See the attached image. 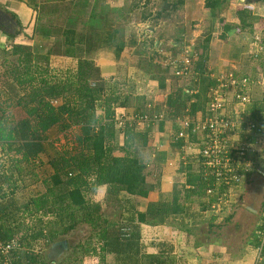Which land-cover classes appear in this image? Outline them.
<instances>
[{"label": "trees", "instance_id": "obj_1", "mask_svg": "<svg viewBox=\"0 0 264 264\" xmlns=\"http://www.w3.org/2000/svg\"><path fill=\"white\" fill-rule=\"evenodd\" d=\"M182 4L183 0H164L157 17ZM227 5L228 0H205L204 7L213 18ZM236 15L240 29L250 28L251 23L258 20L249 17L246 10ZM102 17L100 21L104 24L97 23V13L92 14L85 31L84 23L73 17L57 30L48 32L42 28L43 37L63 38L62 51L58 53L72 60L71 69L51 67L50 56L57 54L51 44L46 51L39 52L20 45L1 50L0 150L3 158L0 160V198L5 194L12 197L16 191L37 183L38 171L42 172L41 184L45 192L22 206L29 216L25 222L13 228H5L0 223V243L13 240L20 245L9 262L0 256V264H83L82 257L87 254L99 255V264H174L169 257L174 252V243L142 241L141 226H160L171 217L180 218L181 229L189 235L193 229H185L184 222L194 220L195 214L211 206L212 198L206 191L212 187V178L204 176L200 155L191 163L182 158L180 170L185 173L186 184L174 186L171 199L163 200L160 178L165 156L150 145L155 123L152 116L159 114L158 109L147 110L144 96L126 93L116 82L112 87L107 86L101 78L94 54L112 49L119 57L124 48L121 30L113 28L107 16ZM141 18L146 17L143 14ZM233 28L228 25L224 30L228 32ZM196 49L198 58L191 67L195 75L185 79L175 76L176 68L168 64L162 66L153 58L139 62V68L148 79L157 82L160 91H167L166 112L157 126L160 134L170 132L172 145L183 142V139H175L182 127L175 121L185 117L193 121L198 112L204 117L208 94L217 85L216 79L210 78L200 46L196 45ZM248 94L254 120L262 124L264 93L253 96L250 89ZM127 108L133 109L135 114L132 124L122 120L119 114L120 109ZM142 116L147 119L137 125L136 117L138 120ZM120 121H124L121 126L118 125ZM120 133L122 145L118 144ZM195 136L189 132L188 140L195 141ZM39 155L46 157L45 163ZM2 186L7 188V193L2 192ZM103 186L107 188L105 207H113L112 211L105 212L100 205L92 209L86 197ZM155 191L160 199L149 202L145 211L136 210L131 199L121 196L146 200ZM29 208L31 210L27 211ZM15 209L12 203L3 206L0 201V221L8 210ZM233 215L229 214L219 224L213 217L207 231L221 230ZM83 221L91 223L93 233L88 236L89 248L72 247L73 253L80 251L82 257L70 256L53 263L42 253L51 244L65 240L64 236ZM263 223L247 242L255 250L259 246L256 231ZM260 254L264 255V248Z\"/></svg>", "mask_w": 264, "mask_h": 264}, {"label": "crops", "instance_id": "obj_2", "mask_svg": "<svg viewBox=\"0 0 264 264\" xmlns=\"http://www.w3.org/2000/svg\"><path fill=\"white\" fill-rule=\"evenodd\" d=\"M134 1L135 0H0V8L10 14L11 18L16 23V25L13 23V25H8L6 31L0 29V51L10 46L7 44L9 40L11 41V45L27 46L32 48L34 52H39L40 50H38V48L42 46L47 48L51 44L55 47L54 52L57 53L50 56L51 65L52 62L58 61L57 59L61 58L70 65L72 60L58 53L62 51L63 38L60 36L50 38L43 37L42 28L48 32L57 30L67 23L68 18L73 17L84 23L85 31L88 27L87 23L90 20V16L97 13V23L102 22L101 24H104L105 22L100 21V18H103L102 16H107L110 19L108 23L113 26V28L121 30L124 38V48L119 57H116L112 49H102L94 54V63L96 67L99 68L100 76L105 83L117 79L128 80L136 76L135 73L137 72L134 71V66H137V60L133 56L135 55L133 51L137 47L138 38L133 32V27L141 23L144 27L140 29L142 32L141 38H151L152 35H154L153 31H155L154 33L156 36H163L164 38L162 41L169 40L173 46H179L178 41H172L174 37L177 39L181 36L179 33L182 30L185 31L188 30V27L190 29L193 27L189 40L196 41V39L199 38L198 46H200L201 54L206 58V68L212 79L224 75L229 71H233L239 76L247 74L250 76L255 75L256 70L251 61V52L254 50L252 43L253 38L257 35H260L261 38L263 37L264 42V0H228L226 8H222L213 19L210 17L209 9L204 7L205 0H183L182 5L172 11L162 13L159 18H154L151 12L147 13L145 11L144 13H138L137 23H135L137 20L136 18H130V15L137 9ZM33 6L39 9H34ZM40 8L43 13L42 11L40 13ZM242 10H246L249 13V17L258 19L251 23L250 28H239L240 24L236 13ZM194 12H199L202 16V18L198 20L199 24L187 22ZM143 14L146 17L145 19L141 18ZM38 15L41 17L38 18ZM208 18H211L209 22L206 21ZM48 22L53 23L52 27H47L48 24L46 23ZM134 23L135 25L133 26ZM228 25L234 28L226 32L224 28ZM135 33L137 32L135 31ZM8 36H13L14 38ZM156 43L157 42H154L155 45ZM73 65L74 64H72V66ZM142 77L148 78L145 73H142ZM148 84L150 86L146 89H135L136 92L134 95L144 96L146 106L151 104V107L146 109L153 110L157 108L158 113L164 116L166 110L164 102L167 91H160L155 81H148ZM142 90L144 91L142 92ZM184 91L187 94V91ZM259 92L263 93L260 88H252L253 96L258 95ZM251 110H253V108L250 104L245 107L243 114L247 120H254ZM237 111H242L241 107L233 102L231 94L229 93L226 97L225 115L230 119H237V114H239ZM119 114L122 115V120L128 124H132L135 119V114L131 108L120 109ZM202 117L203 113L198 112L194 119L198 121L202 119ZM179 122L180 120H177L175 124L178 125ZM157 125L158 122L153 124V138L150 141V145L165 156V161L161 170L160 193L162 194L163 200L169 201L174 186L186 184L185 173L180 170L182 158L187 163H191L193 159L197 158L205 135L203 133H197L195 141L190 142L189 140H184L180 145L179 143L172 145L170 141V132L165 131L164 134H160ZM172 125L174 127V122ZM118 144H123V136L121 133L118 136ZM181 145L183 146L181 147ZM180 147L181 149H177ZM180 152L183 156H181ZM1 158H3V154L0 150V160ZM38 158L44 163L46 162V157L44 155H39ZM252 158L257 163L261 161L264 162V149H262L259 154L254 153ZM257 169L259 170L260 168ZM37 174L39 180L37 183L16 191L12 197L5 194L7 193V188L2 186L3 188L1 190L5 192V197L0 198L1 204L5 206L10 202L16 208L12 212L8 210L6 215L4 214L2 217L0 223H2L5 228H13L16 224L25 222L29 216L28 213L22 209V206L31 198L34 199L45 192L44 186L41 184L42 172L38 171ZM252 176L253 174L250 173L249 179H251ZM106 189L107 188L104 186L99 187L91 193V198L93 199V196L95 198L98 194H101L102 199H104ZM240 195L236 194L233 198L237 199ZM121 196L125 199H131L136 210L139 211H145L149 202H156L160 199L159 193L156 191L150 193L146 200L141 198H128L124 194H121ZM234 201L235 205L239 203V201ZM243 207L244 213L256 214L253 204L244 203ZM29 210L31 209L29 208L27 211ZM225 210L221 211L220 215L211 211L208 213L207 211L209 210L199 212L195 214L194 220H186L184 222V224H186L184 225L185 229L190 226L194 227L189 235L184 229H181L180 218L174 219L171 217L167 220L166 224L155 227L142 225L141 240L146 242L165 240L173 242L174 252L171 254L172 256L170 255L169 257L174 264H264V257H262L264 255L258 253L248 244L235 247L236 249L232 253L226 247V239L222 229L217 232L215 229H212L217 234L207 231L208 225L213 217L217 219H215V223L217 224L221 222V215L223 219L227 217L228 213L226 212L228 210ZM202 231H205V233ZM53 244H51L49 248L47 247L48 249H43L42 253L47 255L48 250H50ZM148 252H154V250H149ZM62 257L61 260H63ZM83 263L85 264L86 262L83 261ZM96 264H99V260Z\"/></svg>", "mask_w": 264, "mask_h": 264}, {"label": "built area", "instance_id": "obj_3", "mask_svg": "<svg viewBox=\"0 0 264 264\" xmlns=\"http://www.w3.org/2000/svg\"><path fill=\"white\" fill-rule=\"evenodd\" d=\"M260 37L255 36L252 43L254 50L251 52V61L255 64V75L239 76L229 71L215 78L217 85L208 94L204 117L198 121H191L187 117L181 119L182 127L175 137L176 140L184 141L188 140L189 132L193 135L205 133L198 155L203 159L204 176L212 178V187L206 191L212 198L209 211L218 215L231 207L232 198L249 180L250 173L260 172L252 156L264 149V121L258 124L255 120H247L243 114L245 107L250 104L248 91L253 87H260L264 93V43ZM197 58L195 40L185 42L179 58L174 60L175 76L185 79L195 75L191 67ZM229 93L233 102L242 108L237 119H230L225 115L226 97ZM150 107V104L146 106ZM161 117L160 114L153 115L152 119L157 122ZM146 119L147 116L140 117L137 125ZM123 122L120 121L118 125H123ZM262 218L264 222V210ZM256 234L259 239L256 251L260 253L264 248V223ZM19 249L20 245L13 240L0 243V256L5 258V262H9L11 254Z\"/></svg>", "mask_w": 264, "mask_h": 264}, {"label": "rangeland", "instance_id": "obj_4", "mask_svg": "<svg viewBox=\"0 0 264 264\" xmlns=\"http://www.w3.org/2000/svg\"><path fill=\"white\" fill-rule=\"evenodd\" d=\"M134 2L136 3L137 9L135 10V12L133 14L130 15V18H132V17L136 18L137 20L135 21V23H137L138 13H140V12H143V13L145 11L147 13L151 12V14L154 15V18H159V17H157V14L159 13V11L162 10L161 5L164 2V0H135ZM200 18H202V16L199 14V12H194V14L191 15V17H189V20L187 22L188 23L194 22L196 24L197 23L199 24L198 20ZM211 18L206 19V21L209 22ZM171 19H173V18H171ZM135 23L133 24V26L135 25ZM46 24H48L47 27H49V26H52L53 23L50 24L48 22ZM188 26H190V25H188ZM141 28H144L142 26V23L138 26L133 27V30H134L133 32L138 38L137 47L133 51V54H135L133 56L136 58L137 63L141 62V60H143V59L146 61H149L151 58H153L155 62H159L162 66H166V64H168L171 67H173V65H174V60L179 58V56L181 54V48L183 47L185 42H187V40H189L191 32L193 31V27H191V29L188 27V30H185V31L182 30L183 32L181 31L182 33L181 32L179 33L181 36L178 35L179 37L177 39H175V37L172 39V41H174V42L178 41L179 46H173L169 42V40H163L162 41V39L164 37L163 36L160 37L159 35L156 36L154 33L155 31H153L154 35H152L151 38H146V37L141 38V36H142V32L140 31ZM135 31L137 33H135ZM198 39L199 38H197L195 41L196 45H198V42H199ZM262 40H263V37H262ZM154 42H157L156 45L154 44ZM7 44L11 45V41L9 40ZM159 44L160 45L162 44V45L160 46ZM45 48H46L45 46H42V47L38 48V50H41V51L45 50L46 51V49H48V48H46V49ZM0 53H1V51H0ZM164 58H165V61L163 60ZM57 60L58 61L52 62L51 66L54 69H58V70L59 69L60 70L71 69L70 67H72V65H69L68 63H66V61L64 59L61 58V59H57ZM253 65H255V64H253ZM139 66H141L140 63L137 64V66H134L135 67L134 71L137 72V73H135L136 76L134 78H130L128 80H118V79L115 81L110 80L108 83H106L107 86L112 87L116 83H118V88H121L122 91H125L126 93L133 91V94H135V92H136L135 89H137V88L138 89L139 88L140 89H146L148 86H150L148 84V81H150V80L148 78L142 77L143 71L139 68ZM256 88H258V87H256ZM143 91L144 90H142V92ZM108 92H110V90ZM148 100H151V99H148ZM150 106H151V104H150ZM165 112H166V110H165ZM165 112H164V114H165ZM255 165L259 166L258 168H260V172H254L253 173L252 178L249 179L243 185V187L239 189L240 193H237V194H241L240 197L237 199L232 198V202L234 203V205L232 204L231 207H229L228 209L225 210V211L228 210L226 212V213H228V215L234 214L233 218L228 223H225L223 225V228H222V231L224 232V236L226 239V247L232 253H233V251H235V249H236L235 247L242 246L244 244H248L247 243L248 239L249 240L251 239V237L255 234L254 232H255L256 228L262 222V213H263L264 209L261 208L260 202H262V204L264 202V162L263 161L258 162V163L256 162ZM91 195L92 194H88L86 197L88 199V202L92 204V206H91L92 209L96 205L97 206L100 205L105 212L107 210L112 211L114 209L113 207L109 208V206L105 207V202H104V199H102L101 194H98L97 196L95 195L96 196L95 198L93 196V199L91 198ZM255 198H258V200H259L258 204L260 206L257 209L255 208L257 213L256 214L244 213L243 204L244 203L249 204V203L253 202L255 200ZM234 200H236V201L238 200L239 203L235 205ZM255 207H257V203H256ZM207 212L210 213V211H207ZM49 218H51V217H49ZM221 218L223 219L222 215H221ZM184 225H186V224H184ZM190 225H191V223H190ZM191 227L193 229V226H190L188 228L191 229ZM90 233H93L91 223H84V221L77 223L76 228L72 232H70L69 234L64 236L65 240H63V241H66L68 243V250L63 253L62 258L65 260L66 258H68L70 256L71 257L77 256L78 258L82 257V254L80 251L76 252L77 254H74L72 251V247L84 245L85 248L86 247L89 248L87 245V241H88V236L90 235ZM202 240H204V239H202ZM93 241L95 242V239ZM58 242H62V240H60ZM92 244L93 243H91V245ZM48 258H49V260L53 261V263H55V262L58 263L61 260L59 258V259H56L54 261V260H52V258H50V257H48ZM82 258H83V261L86 262L85 264H96L97 261L99 260V255L87 254V255H84Z\"/></svg>", "mask_w": 264, "mask_h": 264}, {"label": "water", "instance_id": "obj_5", "mask_svg": "<svg viewBox=\"0 0 264 264\" xmlns=\"http://www.w3.org/2000/svg\"><path fill=\"white\" fill-rule=\"evenodd\" d=\"M0 14L3 16V19H6L9 22V25H16L14 20L11 18V15L8 14L4 9L0 8ZM13 23V24H12ZM0 29L5 30V28L0 27ZM68 250V243L66 241L57 242L50 247L48 250L47 256L52 258V260L61 259L64 252Z\"/></svg>", "mask_w": 264, "mask_h": 264}, {"label": "flooded vegetation", "instance_id": "obj_6", "mask_svg": "<svg viewBox=\"0 0 264 264\" xmlns=\"http://www.w3.org/2000/svg\"><path fill=\"white\" fill-rule=\"evenodd\" d=\"M2 17L3 16L0 14V27L5 28V30H7L9 23L6 19H3ZM258 202H259L258 198H255V200L249 204H253L255 207V205L257 203L258 207H255L256 209L259 208L260 206H261V208H264V202H263V204H262V202H260V206H259ZM254 212L257 213L255 209H254Z\"/></svg>", "mask_w": 264, "mask_h": 264}]
</instances>
